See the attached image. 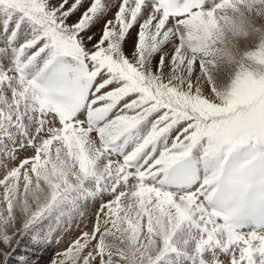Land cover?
Wrapping results in <instances>:
<instances>
[{
	"label": "snow or ice",
	"instance_id": "1",
	"mask_svg": "<svg viewBox=\"0 0 264 264\" xmlns=\"http://www.w3.org/2000/svg\"><path fill=\"white\" fill-rule=\"evenodd\" d=\"M22 246L264 264V0H0V264Z\"/></svg>",
	"mask_w": 264,
	"mask_h": 264
},
{
	"label": "rangeland",
	"instance_id": "2",
	"mask_svg": "<svg viewBox=\"0 0 264 264\" xmlns=\"http://www.w3.org/2000/svg\"><path fill=\"white\" fill-rule=\"evenodd\" d=\"M96 31L97 34H99V28L96 29ZM133 35H135V33H133ZM94 211L95 209H93V212ZM20 251L22 253L31 254L34 257V264H36L37 260H39L40 264H45V262L49 259V257L54 254L52 249H48V250L40 249L39 251H37L27 246H22L20 248Z\"/></svg>",
	"mask_w": 264,
	"mask_h": 264
},
{
	"label": "bare ground",
	"instance_id": "3",
	"mask_svg": "<svg viewBox=\"0 0 264 264\" xmlns=\"http://www.w3.org/2000/svg\"><path fill=\"white\" fill-rule=\"evenodd\" d=\"M98 29V28H97Z\"/></svg>",
	"mask_w": 264,
	"mask_h": 264
}]
</instances>
